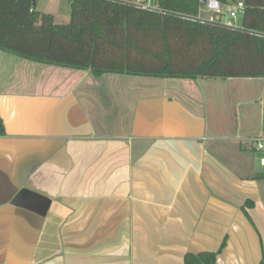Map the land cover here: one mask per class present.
I'll return each mask as SVG.
<instances>
[{"label":"crops","instance_id":"crops-1","mask_svg":"<svg viewBox=\"0 0 264 264\" xmlns=\"http://www.w3.org/2000/svg\"><path fill=\"white\" fill-rule=\"evenodd\" d=\"M73 87L56 97L0 88V264H185L204 253L215 264L264 261V169L236 130L256 122L253 109L236 112L223 141L221 113L208 120L155 94L109 134L78 100L86 119L72 112L63 123L53 100Z\"/></svg>","mask_w":264,"mask_h":264},{"label":"trees","instance_id":"trees-1","mask_svg":"<svg viewBox=\"0 0 264 264\" xmlns=\"http://www.w3.org/2000/svg\"><path fill=\"white\" fill-rule=\"evenodd\" d=\"M39 0H0V51L23 60L88 71L158 79H264V0L243 1L245 31L202 25L108 0H68V24L37 10ZM166 11L196 15L200 0H157ZM6 135L0 116V136ZM216 253L185 264H215ZM261 264H264L262 261Z\"/></svg>","mask_w":264,"mask_h":264},{"label":"rangeland","instance_id":"rangeland-1","mask_svg":"<svg viewBox=\"0 0 264 264\" xmlns=\"http://www.w3.org/2000/svg\"><path fill=\"white\" fill-rule=\"evenodd\" d=\"M37 8L41 12L53 14L57 24L63 25L70 22L72 8L68 0H39ZM1 67L0 80L3 77L4 83L0 88L3 90L9 89L14 92L25 90L30 94L44 93L56 97L64 92L66 87L74 86L73 92L68 93L64 98L73 96L76 101L78 100L94 124L100 125L98 128L103 127L105 133L118 134L122 127L119 129L117 124L121 123L126 116L132 115L129 111L139 104L149 103L148 101L155 99L152 97L157 94V96H173L180 98V101L184 103L188 102L185 104L189 110L204 112L208 120L219 118L221 113L223 126L220 132L223 141H228V136L233 135L237 129L240 139L248 140L264 134V130H260L261 126L264 127V79L261 78L190 80L119 75L95 78L89 72L85 74V71L37 64L5 52L1 56ZM58 78L61 82L56 83ZM77 78H81L78 85H76ZM215 97L217 98L214 99ZM220 101L221 109L217 103ZM252 101H258V106L251 104ZM237 103H239L238 106ZM73 104L74 102L70 105ZM199 105L200 108L197 107ZM242 107L253 109L251 118L256 122L249 124L248 120L241 119L239 127L235 130L236 112L243 109ZM70 113H72L71 108L68 109V114ZM251 127H257L256 131L251 133ZM242 145L251 154L256 168L263 170L264 167L259 164V155L249 150V141L243 142Z\"/></svg>","mask_w":264,"mask_h":264},{"label":"built area","instance_id":"built-area-1","mask_svg":"<svg viewBox=\"0 0 264 264\" xmlns=\"http://www.w3.org/2000/svg\"><path fill=\"white\" fill-rule=\"evenodd\" d=\"M125 5L135 6L141 10L157 14H173L194 23L202 25H220L229 29L245 31L238 20L245 15V4L239 1L233 4L224 3L223 0H200V7L196 15H182L163 9L157 0H108ZM249 146L252 152L259 155V164L264 167V134L249 138Z\"/></svg>","mask_w":264,"mask_h":264},{"label":"water","instance_id":"water-1","mask_svg":"<svg viewBox=\"0 0 264 264\" xmlns=\"http://www.w3.org/2000/svg\"><path fill=\"white\" fill-rule=\"evenodd\" d=\"M33 99H28V100H24L25 102H29V101H32ZM53 101H59L60 103H62L64 109H63V123L66 124V122L71 118V116H69L68 114V109L71 108L72 109V112L75 113V115L77 116V118H80V119H86L85 116L83 115V112L81 111L80 108H78V103L76 101V99H74L73 96H69L65 99H56V100H53ZM52 101V102H53ZM72 102H74L73 105H70ZM71 115V114H70ZM0 116L1 118L3 119L4 121V125H5V128H6V131H7V125H6V122L4 120V117H3V114L1 113L0 111ZM54 134H57V135H63L64 133H55Z\"/></svg>","mask_w":264,"mask_h":264}]
</instances>
